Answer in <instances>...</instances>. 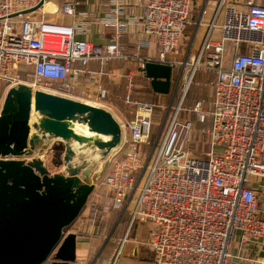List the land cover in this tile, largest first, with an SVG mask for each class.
Here are the masks:
<instances>
[{
  "label": "built area",
  "instance_id": "built-area-1",
  "mask_svg": "<svg viewBox=\"0 0 264 264\" xmlns=\"http://www.w3.org/2000/svg\"><path fill=\"white\" fill-rule=\"evenodd\" d=\"M111 1L114 9L101 23L114 30L113 38L108 44L94 45L76 38L86 34L82 22L50 23L24 14L45 0H0V82L10 87L18 84V71L30 67L36 82L60 81L62 90L68 91L71 71L75 76L80 73L73 69L74 63L87 67L95 61L105 66L131 59L120 46L132 25L125 18L126 1ZM193 7L194 0H145L143 31L155 39L156 63L188 69L180 78L181 105L197 72L216 75L210 112L212 149L206 157H192L177 143L180 105L156 143L146 167L153 160L149 173L140 186L146 170L140 180L138 171L143 148L149 144L155 106L138 104L136 120L127 125L123 157L113 160L96 186L113 193L106 211L129 214L128 231L112 264L118 263L136 223L150 225L155 264L250 262L243 253H232L237 232L243 245L264 244V216L256 189H264V0H245L244 9L220 0L197 57L171 62L169 56L181 53ZM76 11L75 2L61 8L63 16L75 18ZM79 15L90 17L85 12ZM106 97L107 91L100 88V98ZM189 112L204 119L203 102H195ZM191 126L187 122L182 128Z\"/></svg>",
  "mask_w": 264,
  "mask_h": 264
},
{
  "label": "water",
  "instance_id": "water-1",
  "mask_svg": "<svg viewBox=\"0 0 264 264\" xmlns=\"http://www.w3.org/2000/svg\"><path fill=\"white\" fill-rule=\"evenodd\" d=\"M173 70L156 62L144 66L153 91L165 95ZM127 137V126L104 106L28 84L11 86L0 112V264H77V236L64 237V229L80 216ZM56 142L65 145L67 175L51 176L40 158L24 160ZM87 153L99 158L90 164Z\"/></svg>",
  "mask_w": 264,
  "mask_h": 264
},
{
  "label": "crops",
  "instance_id": "crops-1",
  "mask_svg": "<svg viewBox=\"0 0 264 264\" xmlns=\"http://www.w3.org/2000/svg\"><path fill=\"white\" fill-rule=\"evenodd\" d=\"M125 1V18L131 21L132 25L129 27L128 32L122 35L120 46L123 52L131 56V59L111 62L105 66H102L95 61L90 62L87 67H83L80 62L74 63L73 69L79 70L80 73L78 76H75L74 71H71L68 78L71 88L68 91L62 90L63 82L60 81H45L43 85L49 88L51 92L104 106L113 112V114L125 126H127L129 123L136 120L138 104H150L155 106V108H174L173 104H175V98L178 95L180 85H182L180 79L181 75L182 73H186L188 69L184 71L181 67L173 68L174 70H177V73L173 70L172 86L169 94H158L153 91L151 80L145 76L144 65L147 62H158L159 49L156 45L155 39L147 36L143 31L145 0ZM219 1L220 0H194V7L191 16L193 24H190L193 26V32L191 37H188L190 38L189 46L192 52L197 45L200 49L207 26L212 20ZM229 1L236 4L239 8L244 9L245 0ZM66 2L77 3L75 18L71 16H63L61 14V8ZM113 9L114 5L111 0H45L43 6L38 9L27 10L24 14L39 20L43 19L50 23L72 24L75 21L82 22L86 25V34L77 35L76 38L87 39L94 45H105L113 38L114 30L105 26L104 22L101 23V21L108 19ZM83 12L88 13L90 17L84 18L80 16L79 14ZM169 60L171 62H185L187 60L190 61L191 58L190 60L187 59L186 55L182 58L179 54L177 56H169ZM198 74V72L195 74L194 79L197 78ZM210 75L209 83L206 82L204 84V90L207 96L202 99H196L192 104L188 105L189 107L186 106L188 109H184V111L192 114L189 110L193 107L195 102H203L204 119L201 116L195 115L194 119L198 125V127L195 126V133L201 131L209 134L211 137L210 112L212 111L214 95L212 83L215 82L216 75L214 73H210ZM9 88L10 86L5 89L4 99ZM100 88L107 91V97L104 99L100 98ZM173 89L175 94L173 95L174 98L169 106V96L172 95ZM186 102L187 100L185 98L182 105L180 103L181 108H183L184 104L186 105ZM1 109L2 108H0V112ZM188 122L193 124L191 121ZM211 149L212 147L207 149L205 147L203 149H197L195 150V155L186 153L192 157H206L210 154ZM124 150L125 148L115 159L122 158ZM98 187H96L95 191L90 196L88 204L91 201L105 204L103 203V201L105 202V198L96 195V192L98 191L97 189H100ZM106 189V195L112 199V191L108 188ZM256 189L259 191L258 199L264 216V189L262 187H257ZM88 204L83 209L82 215H80L74 222V227L71 232H69L76 234L77 236L76 263L95 264L96 260L100 259L99 257L105 255V261L102 264H109V260H111L113 253H111L112 251L106 253L110 236L106 237L105 233L110 218H108L109 216L106 217L104 220L105 224L96 225L88 216ZM103 226H105V229H102ZM127 242L128 245L126 246L125 257L117 264H155L154 253L149 245L150 225L148 223H139L134 236L130 239L128 238ZM263 245H257L256 241H251L248 244L243 245L241 241V233L237 232L232 243L233 255L239 256L243 253L246 257L251 259L250 262H237V264H256L264 262V260L259 258ZM52 263L53 261L50 260L45 264Z\"/></svg>",
  "mask_w": 264,
  "mask_h": 264
},
{
  "label": "rangeland",
  "instance_id": "rangeland-1",
  "mask_svg": "<svg viewBox=\"0 0 264 264\" xmlns=\"http://www.w3.org/2000/svg\"><path fill=\"white\" fill-rule=\"evenodd\" d=\"M192 21L193 20H191V24H193ZM192 32H193V26L189 25V28L184 35L183 43L181 46V52L182 53H180L182 58L186 55L187 59H189V60H190V58H193L194 55H195V57H197V54L199 51L198 45L195 46V50L193 51L194 53L191 51V48L189 46L190 45V38H188V37H191ZM192 54H194V55H192ZM228 59L231 60V57L229 56ZM174 71H175V73H177V70H174ZM188 72L189 71H186L185 74H188ZM198 73L199 74H198L197 78L193 80V82L190 86V89L186 95V100H187L186 105L185 104L183 105V108H181V110L179 111V113L177 115V122L181 125V126L179 125V127L177 128V131H181V138H179L177 140L178 141L177 143L179 145L183 144V149L187 153H190L191 155H195V150H197V149H203L204 147L207 149V148L211 147L210 135L207 133H203L201 131L195 133V126L198 127V125L194 119L195 115L189 114L187 111H184V109H188V108H186V106L192 104L193 101H195L196 99H202V98H205L207 96V94L205 93V90H204V87H205L204 84L206 82L210 81L209 78L211 75H210V73L209 74L205 73L202 70L199 71ZM18 76H19L18 77L19 78L18 84L19 83L28 84L30 86H33L36 90L42 89V90L50 91V89L47 88L46 86L42 85L39 82H36L34 75H33V70L30 67L27 69L21 68L18 71ZM179 76H180V74H179ZM212 76H214V75H212ZM7 87H8V85L6 83L0 82V108H2V105H3L2 103H3V99H4V92H5V89ZM174 94H175V92L173 89L172 95L169 96V98H170L169 106L171 105L172 99L174 98V96H173ZM183 95H184V92H183V83H182V85H180L178 95L175 98V104H173L174 108H155L154 109L153 115L151 116L152 130H151L149 144L144 146V148H143L144 157H143L142 164L140 165L141 167L138 171V179L139 180L141 179V177L143 176V174L146 170V167L149 163L150 157H151V155L155 149L156 143L159 141V138L161 139L163 137V134L168 129L170 122L173 120L174 116L176 115L177 110L179 109L180 103L182 101ZM188 121L193 122L194 126L192 124L190 129L182 128L183 125H186V123ZM216 152H219V150L216 149ZM64 153H65L64 143L56 142L55 144H52L50 149H48L43 155L38 154V155L31 157V158L25 157L24 160L27 162H30L33 159H39L40 158L44 162L45 167L49 170L51 176L63 175V174L67 175L65 163L63 160ZM152 162H153V160L150 162V165L152 164ZM99 165H100L99 163L96 164L95 171L98 170ZM150 165L148 166V168L146 170V174H145L144 179L142 180L140 186H142L144 184L145 178L149 173ZM107 173H108V171H107ZM98 188H100V189H97L98 191L96 192L97 193L96 195L104 197L105 202L103 201V203H105V204L97 203L96 201H91L89 204L87 203L88 207H89L88 216L93 220V222L96 225L105 224L104 220L106 219V217L109 216L108 218H110V222H109L108 227L106 229L105 235H106V237H109V236L110 237L108 240V249L106 250V253H110L112 251L111 253H113V256H112L111 260H109V264H112L115 256L117 255L118 251L121 249L122 241L125 238L126 233L128 231L129 214L127 211L124 212L123 210L122 211H114L111 209L110 211H106L105 208H107L111 204V198H109V196L106 195V192H107L106 188H104L102 186L101 187L99 186ZM93 198H94V195H93ZM109 202H110V204H109ZM82 213L83 212H81L80 215H82ZM73 227H74V223H72V225H70L69 227L64 229L63 236L65 237L69 234H73V233H69V232H71ZM102 229H105V226H103ZM134 233H135V228L133 227L128 238L129 239L132 238L134 236ZM127 245H128V242L123 247L118 262H120V260L125 257ZM99 258L100 259H97L95 264H102L105 261V255L101 256Z\"/></svg>",
  "mask_w": 264,
  "mask_h": 264
},
{
  "label": "bare ground",
  "instance_id": "bare-ground-1",
  "mask_svg": "<svg viewBox=\"0 0 264 264\" xmlns=\"http://www.w3.org/2000/svg\"><path fill=\"white\" fill-rule=\"evenodd\" d=\"M145 113L144 112H142L141 113V115H144ZM34 116H33V121H34ZM76 131L77 132H79V133H84V134H89L88 133V129H87V127H81V126H77L76 127ZM75 146H76V148H78V146H77V144H75ZM115 150H117V149H115ZM114 150V151H115ZM113 151V152H114ZM88 158H89V162H90V164H93L94 162H95V160L97 159V158H99V155L98 154H96V156L95 157H93L92 155H88V153H87V155H86ZM109 159V158H108Z\"/></svg>",
  "mask_w": 264,
  "mask_h": 264
},
{
  "label": "trees",
  "instance_id": "trees-1",
  "mask_svg": "<svg viewBox=\"0 0 264 264\" xmlns=\"http://www.w3.org/2000/svg\"><path fill=\"white\" fill-rule=\"evenodd\" d=\"M139 225V223H136V225L134 226L135 228V232H136V229H137V226Z\"/></svg>",
  "mask_w": 264,
  "mask_h": 264
}]
</instances>
